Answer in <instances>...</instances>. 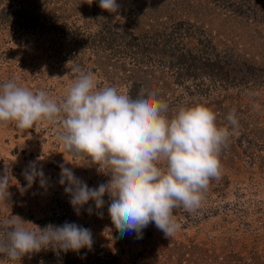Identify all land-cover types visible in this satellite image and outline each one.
I'll return each mask as SVG.
<instances>
[{
    "label": "rangeland",
    "instance_id": "rangeland-1",
    "mask_svg": "<svg viewBox=\"0 0 264 264\" xmlns=\"http://www.w3.org/2000/svg\"><path fill=\"white\" fill-rule=\"evenodd\" d=\"M86 2L26 0L27 16L16 22L10 2L0 0V83L15 78L60 102L78 75L72 69L79 67L98 87L130 95L138 86L142 95L154 91L170 110L206 106L232 132L220 153L222 175L210 181L198 210H175L181 229L173 237L154 223L142 238L134 232L121 237L107 195L103 209L90 201L79 215L69 203L59 184L65 157L81 165L66 164L89 187L110 177L72 159L57 140L59 121L29 130L14 123L0 127V174L7 165L12 175L10 195L0 200V225L12 216L34 230L67 221L93 236L91 249L42 250L21 261L0 254V264H264V0H117V13L103 10L99 0ZM142 43L148 55L138 51ZM175 45L202 61L177 62L170 56ZM213 60L226 64L225 71L214 69ZM233 109L239 124L234 132L226 120ZM37 158L47 183L41 187L37 179L29 188L22 173Z\"/></svg>",
    "mask_w": 264,
    "mask_h": 264
},
{
    "label": "clouds",
    "instance_id": "clouds-1",
    "mask_svg": "<svg viewBox=\"0 0 264 264\" xmlns=\"http://www.w3.org/2000/svg\"><path fill=\"white\" fill-rule=\"evenodd\" d=\"M99 6L110 13L120 8L117 0H99ZM72 71L78 75L60 102L43 89L34 93L15 78L0 83V127L14 123L20 130H29L59 121L62 131L57 140L72 159L86 161L84 166L110 177L89 187L66 166L81 165L64 155L59 184L76 214L90 201L95 210L103 209L107 195L108 214L121 237L134 232L142 238L152 223L166 237H173L181 229L175 210H198L210 181L221 178L220 153L228 147L232 132L219 126L216 114L206 106L170 110L154 91L133 98L115 86L98 87L94 76L79 67ZM226 120L233 132L239 127L235 109ZM40 159L30 161L22 173L29 188L37 179L41 187L46 186ZM10 176L6 165L0 174V200L10 195ZM87 211L92 214L94 209L90 206ZM26 224L32 223L12 216L0 225L6 231V237L0 238V254L11 261L48 249L79 252L93 244L91 230L74 222L37 226L38 230Z\"/></svg>",
    "mask_w": 264,
    "mask_h": 264
},
{
    "label": "trees",
    "instance_id": "trees-1",
    "mask_svg": "<svg viewBox=\"0 0 264 264\" xmlns=\"http://www.w3.org/2000/svg\"><path fill=\"white\" fill-rule=\"evenodd\" d=\"M8 1L10 2V4L8 5V7H11V10H13L12 13H11V16L14 17V20L16 22L19 21V19L21 20L22 18H25L27 16V14L23 12L26 9V4H25L26 0H8ZM36 4H38V2ZM36 4L34 6L36 8H38L39 6L36 5ZM13 5L14 6H18V9H12V8H14V7H12ZM13 14H14V16H13ZM133 38H136V37H133ZM170 41H171V39L168 40V42H170ZM136 45H137V48L140 49L138 51L144 52L146 55H148L147 54V51L149 49L146 50L148 48L147 45H144V43H142V44H136ZM172 49H173V51L170 54V56L173 57V58L176 57L177 62H185V63H187V64L190 65V64H196V63H199L200 61H202V57L201 58L200 57H198V58L193 57L192 59H190V57H189L190 55H187L185 51H180L178 45H175V47L172 48ZM163 51H164V53H166L169 50H167V48H164ZM214 60L210 62V65H212L213 68L216 69L217 71H219L218 68H222L225 71L226 64L221 63L220 61L219 62L218 61L216 62ZM206 62H209V61H206ZM228 73H230V70H228ZM137 88H139V90L135 94H132L131 95L133 98H137L138 96L142 95V94H140L141 88L139 86ZM138 92H139V95H138Z\"/></svg>",
    "mask_w": 264,
    "mask_h": 264
}]
</instances>
